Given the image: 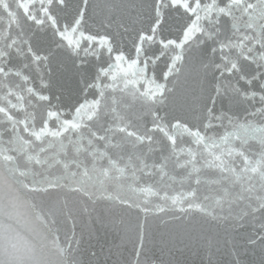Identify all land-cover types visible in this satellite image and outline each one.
<instances>
[{
  "label": "snow or ice",
  "instance_id": "snow-or-ice-1",
  "mask_svg": "<svg viewBox=\"0 0 264 264\" xmlns=\"http://www.w3.org/2000/svg\"><path fill=\"white\" fill-rule=\"evenodd\" d=\"M150 7L128 46L113 0H0V264H99L110 229L162 264L249 215L264 244V0Z\"/></svg>",
  "mask_w": 264,
  "mask_h": 264
},
{
  "label": "water",
  "instance_id": "water-1",
  "mask_svg": "<svg viewBox=\"0 0 264 264\" xmlns=\"http://www.w3.org/2000/svg\"><path fill=\"white\" fill-rule=\"evenodd\" d=\"M113 3V28L122 24L129 29L128 32L119 29L116 39L130 46L135 31L143 24L142 18L151 13V0H113ZM170 24L175 26L174 19H170ZM245 71L250 73L254 69L246 66ZM243 223L245 227L239 230H212L210 241L158 233L149 246L150 255L162 264H264V244L248 242L259 231L253 228L259 221L249 215ZM125 242L116 230H100L99 240L94 242L99 264H119Z\"/></svg>",
  "mask_w": 264,
  "mask_h": 264
}]
</instances>
